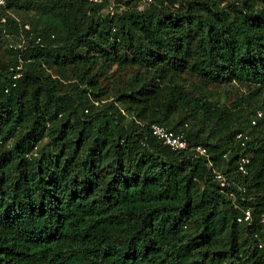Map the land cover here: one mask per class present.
I'll use <instances>...</instances> for the list:
<instances>
[{"label":"trees","instance_id":"16d2710c","mask_svg":"<svg viewBox=\"0 0 264 264\" xmlns=\"http://www.w3.org/2000/svg\"><path fill=\"white\" fill-rule=\"evenodd\" d=\"M142 1L0 6V264H264V0ZM229 82L254 105L212 102Z\"/></svg>","mask_w":264,"mask_h":264},{"label":"built area","instance_id":"2783aa9c","mask_svg":"<svg viewBox=\"0 0 264 264\" xmlns=\"http://www.w3.org/2000/svg\"><path fill=\"white\" fill-rule=\"evenodd\" d=\"M92 3H100L105 1V6L102 9V13L113 14L115 12H120L124 9V6L119 4L117 0H88ZM150 3V0H143L139 5L138 9H143L147 7ZM5 4V0H0V6ZM25 29H29V25H24ZM38 37L36 41H39ZM24 41L21 40L20 43L11 44L14 48H18ZM21 64L11 66L9 68L8 77L10 79H17L21 76ZM14 85V83H13ZM256 117L262 115L261 111H257ZM256 117L252 119L251 123L254 125L256 123ZM151 134L157 139L162 141L165 145L169 146L172 150H187L193 153L194 156H207V149L202 145H190L185 138L183 132H176L168 127L161 124H153L150 127ZM242 134H238L237 138H242ZM243 144V142H242ZM249 157L243 155L239 158L236 167L237 171L241 174L247 173V165L249 164ZM213 179L219 185L221 190L234 202L237 199L236 191H239L241 194L245 193V187L239 184L237 181H234L227 177L223 172L213 169ZM252 221V212L250 207L241 208L240 214L236 216V222L238 223H250ZM254 237L257 241V247L264 251V212L260 216V228L254 233Z\"/></svg>","mask_w":264,"mask_h":264},{"label":"rangeland","instance_id":"374dc122","mask_svg":"<svg viewBox=\"0 0 264 264\" xmlns=\"http://www.w3.org/2000/svg\"><path fill=\"white\" fill-rule=\"evenodd\" d=\"M3 50V48H0L1 53H4ZM251 88L252 85L249 84L229 82L221 85L208 86V94L210 100L218 105H227L233 108V104L242 98L244 101L247 100L250 102L253 106L254 103L248 100V94H246ZM242 106H245V102L242 103ZM44 141H47V139L45 138Z\"/></svg>","mask_w":264,"mask_h":264}]
</instances>
